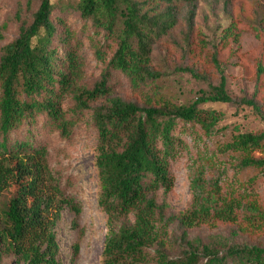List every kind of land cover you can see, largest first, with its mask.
Returning <instances> with one entry per match:
<instances>
[{
	"label": "trees",
	"instance_id": "trees-1",
	"mask_svg": "<svg viewBox=\"0 0 264 264\" xmlns=\"http://www.w3.org/2000/svg\"><path fill=\"white\" fill-rule=\"evenodd\" d=\"M198 1L40 0L32 21L21 22L19 35L0 57V264L5 256L16 264H62L56 232L62 211L68 208L75 218L82 213L80 203L53 176L47 147L32 136L13 138V133L41 115L70 138L89 109L98 135V205L108 215L101 264H264L263 245L226 242L220 235L208 241L189 236L195 227L223 224L235 227L234 236L264 237V196L247 190L224 195L220 180L209 185L202 169L192 174L189 209L165 216L166 203H158L159 193L174 187L171 163L180 154L178 125L198 126L210 135L222 120L218 105L236 102L227 90L221 52L230 41L239 44L243 31L264 36V8L239 0L219 43L205 41L194 25ZM188 7L184 53L208 64L218 84L189 104L152 103L155 82L164 74L152 67L155 46L174 44L179 18ZM69 10L77 12L79 29L66 23ZM85 39L97 59L111 55L93 86L84 84ZM177 69L207 79L193 65ZM263 72L259 66L257 78ZM117 74L127 78L135 100L114 95L111 80ZM65 95L74 102L70 116L62 108ZM256 99L254 93L240 103L264 122V105ZM224 151L234 153L242 169L254 168L264 176V126L234 135ZM172 222L182 228L183 248L176 257L170 255L173 246L166 236ZM79 248L76 242L73 257Z\"/></svg>",
	"mask_w": 264,
	"mask_h": 264
},
{
	"label": "rangeland",
	"instance_id": "rangeland-1",
	"mask_svg": "<svg viewBox=\"0 0 264 264\" xmlns=\"http://www.w3.org/2000/svg\"><path fill=\"white\" fill-rule=\"evenodd\" d=\"M264 8V0H247ZM241 1L199 0L195 11L194 25L196 32L211 44H218L223 31L229 26L233 9ZM40 0H0V57L3 47L19 35L21 22L30 23L33 13L38 9ZM190 10L186 8L179 18L176 39L173 45L160 43L155 46L152 55V67L163 72V77L156 80L157 95L151 97L152 103L171 102L184 105L193 102L209 85L218 84L216 72L198 60L188 58L184 53L186 35L185 17ZM57 13L59 12L57 9ZM68 25L74 24L79 29L77 12L64 13ZM194 38V36H193ZM57 41H55L56 43ZM211 49V46H209ZM84 84L93 86L99 79L107 61L96 58L87 39L84 40ZM62 52V50H59ZM60 55H62L60 53ZM219 59L224 68L227 90L236 102L218 105L222 120L217 129L206 135L198 126L180 123L175 135L179 137L180 154L172 160L171 170L174 177L173 190L167 194L159 193L158 203H166L165 216L178 214L193 204V172L204 170V177L210 185L218 178L224 195L233 191H255L264 196V176L254 168L242 169L237 156L224 151L226 143L236 134L254 132L264 126L262 119L251 107L241 104L244 98H252L257 93V102L264 105V72L257 78V68H264V36L250 31H243L239 44L230 41L228 48L221 52ZM181 65H193L202 70L206 80H197L189 73L178 71ZM263 82V85L261 84ZM114 95L126 100L132 99L130 84L126 77L117 74L112 80ZM137 101H142L137 100ZM139 104L144 105L143 102ZM74 102L71 95H65L62 108L70 116ZM95 103L92 107L98 106ZM33 125V126H32ZM32 126V127H31ZM32 136L35 142L48 149V163L53 176L60 182L82 206L80 217L75 218L68 208L62 211L60 224L56 228L59 244V259L62 264H101L102 251L107 235L108 215L99 207V178L95 167L98 135L93 120V109L85 111L73 126L70 138L63 137L50 127L44 116H36L35 123L24 124L21 131L14 132L13 138ZM234 226L219 224L215 228L206 225L189 230L190 238H202L220 235L226 242H248L264 246V237L251 238L233 235ZM182 228L177 222L168 225L166 236L170 255L176 257L183 248L181 244ZM80 244L78 256L73 257L74 244ZM154 250V249H152ZM153 253V251H152ZM3 264H16L15 258L5 256ZM22 264V263H21Z\"/></svg>",
	"mask_w": 264,
	"mask_h": 264
}]
</instances>
